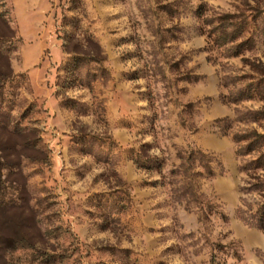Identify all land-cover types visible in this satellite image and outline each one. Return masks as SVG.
<instances>
[{
	"label": "rangeland",
	"instance_id": "rangeland-1",
	"mask_svg": "<svg viewBox=\"0 0 264 264\" xmlns=\"http://www.w3.org/2000/svg\"><path fill=\"white\" fill-rule=\"evenodd\" d=\"M258 166L264 0H0V264H264Z\"/></svg>",
	"mask_w": 264,
	"mask_h": 264
},
{
	"label": "trees",
	"instance_id": "trees-1",
	"mask_svg": "<svg viewBox=\"0 0 264 264\" xmlns=\"http://www.w3.org/2000/svg\"><path fill=\"white\" fill-rule=\"evenodd\" d=\"M235 39H236L235 37H232L231 41H234ZM243 139H245V138H238L237 137V141H242ZM251 147H252V145L249 146V149H250L249 151H252ZM135 164L137 165V167H139V169H144V170L149 169L146 166H143V165L139 164L138 162H135ZM263 167L264 166H258L257 169H262ZM248 169L249 168H245V171H249ZM253 180H256V178H253ZM261 187L262 186H259V187L257 186L255 189L257 190V192H261L262 191L264 193V190H261Z\"/></svg>",
	"mask_w": 264,
	"mask_h": 264
}]
</instances>
